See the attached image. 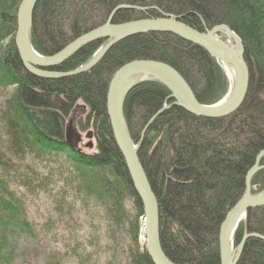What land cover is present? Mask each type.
Returning a JSON list of instances; mask_svg holds the SVG:
<instances>
[{
    "label": "trees",
    "instance_id": "1",
    "mask_svg": "<svg viewBox=\"0 0 264 264\" xmlns=\"http://www.w3.org/2000/svg\"><path fill=\"white\" fill-rule=\"evenodd\" d=\"M20 1L0 0V89H8L0 111L7 137L6 152L0 156V250L10 241L13 227L37 236L23 215L11 177H6L17 173L18 185L28 193L52 198L54 214L67 225L63 233L54 234L58 246L47 253L49 264H115L120 255L122 264H154L141 238L142 201L107 114L110 80L129 61L158 60L176 68L201 103L212 104L228 89L222 67L200 45L170 32H147L115 43L89 71L41 77L24 66L15 44ZM123 4L147 9H119L114 23L169 13L202 32L226 24L243 42L250 82L234 113L218 118L197 116L176 105L170 89L156 81L133 86L123 107L135 142L145 129L139 157L159 203L163 250L175 264H220V226L244 195L246 174L264 150V0H38L32 45L42 55H53L104 24L111 11ZM103 43L100 39L83 46L50 70L78 68ZM79 104L88 113L77 124L81 130L94 129L87 135L96 138L94 152L70 146L66 140L70 115ZM165 105L168 108L158 113ZM37 160L46 165L38 168ZM251 184L259 186L253 193L264 189V168L254 174ZM127 200L132 202V211ZM78 206L89 211L100 207L108 225L130 234L129 249L119 254L116 246L111 257H102L100 239L81 242L72 227ZM50 216L40 230L49 231L57 223ZM247 233L260 236L245 240L237 264H264V206L248 210L235 231L234 245Z\"/></svg>",
    "mask_w": 264,
    "mask_h": 264
},
{
    "label": "water",
    "instance_id": "2",
    "mask_svg": "<svg viewBox=\"0 0 264 264\" xmlns=\"http://www.w3.org/2000/svg\"><path fill=\"white\" fill-rule=\"evenodd\" d=\"M38 0H21L17 9V30L15 44L24 66L33 74L45 78H61L77 75L89 71L118 41L140 33L170 32L180 38L200 45L214 57L219 65L231 63L234 65L237 81L228 102L221 104V99L212 104L201 103L193 89L182 74L168 63L152 59H136L122 65L113 75L107 92L106 108L110 121L113 138L122 153L127 169L140 196L144 210L143 232L146 250L154 264H175L165 253L160 241V210L157 197L152 189L147 173L139 157V149L145 129L139 142H135L129 132L125 116L124 101L129 90L136 84L144 81H156L166 85L175 98V104L182 106L189 112L210 118L228 116L242 105L250 82V69L244 56V46L241 38L226 24L215 25L207 31H200L179 20L169 13H161L159 17L140 18L121 23H114L113 17L119 9H133L145 11L147 8L135 5H119L115 7L107 21L80 35L53 55H42L37 52L31 40L33 13ZM231 36L238 44L237 49L231 47L228 39L221 38V31ZM104 39L101 50L81 65L71 71H54L55 67L69 59L86 44ZM222 67V66H221ZM135 77L131 79V77ZM168 108L165 105L158 113ZM74 118H70L66 128V140L70 146L76 147L81 140V134L75 127ZM153 119L150 120L152 122ZM264 150L256 157L254 165L246 174V189L244 195L233 205L223 220L219 231L220 264H237L245 240L258 234H245L241 242L235 246L233 255L231 246L234 244V235L239 223L246 219L250 208L264 206V191L253 193L251 180L254 174L264 168L261 159ZM263 239L264 237L261 236Z\"/></svg>",
    "mask_w": 264,
    "mask_h": 264
},
{
    "label": "rangeland",
    "instance_id": "3",
    "mask_svg": "<svg viewBox=\"0 0 264 264\" xmlns=\"http://www.w3.org/2000/svg\"><path fill=\"white\" fill-rule=\"evenodd\" d=\"M7 93L8 89H0V111ZM87 113L86 107L83 104H79L70 115V118L75 119V127L81 133V140L77 146L86 152H94L96 150V138L87 137L89 131L94 133V129L88 128L81 130L77 124L79 119L85 117ZM6 148L7 137L3 126L0 124V156L6 152ZM1 158H3V155ZM35 162L34 164L38 168L46 165V162L42 163V161L39 160ZM50 166L52 165L50 164ZM23 170L26 171V169ZM46 171H49V168H47ZM19 172H22V170ZM6 177H11L13 182L12 185L17 191L16 195L22 201L23 215L35 227L37 236L34 237L26 233L23 228L18 226L11 228L10 241L0 250V264H49L46 255L50 250L58 246L54 234L63 233L67 225L58 221L59 217L56 216L53 211L52 198L47 194L32 195L28 193L23 187L18 185L19 177L17 173H12ZM262 191H264V189ZM126 204L128 209L132 211V202L127 200ZM78 208H80V211L75 216L74 220L76 223L73 224L72 227L81 242H96L100 239V243L104 246L103 252L100 253L102 257H105L104 255H110L111 257L114 254L116 246L118 247L115 252L119 254L123 253L122 251H125L124 249H129L131 241L130 234L126 233V231L121 228L110 226V224L108 225L100 207L94 206L91 211L83 210L81 206H78ZM50 215H54V220H56L57 223L51 224V227L48 228L49 231H47V229H45L46 231L43 229L40 230L41 224L47 221ZM116 236L118 239L120 238L119 242H116ZM89 249L95 250L94 247H90ZM122 262V255H120L119 260H117L115 264H122Z\"/></svg>",
    "mask_w": 264,
    "mask_h": 264
},
{
    "label": "bare ground",
    "instance_id": "4",
    "mask_svg": "<svg viewBox=\"0 0 264 264\" xmlns=\"http://www.w3.org/2000/svg\"><path fill=\"white\" fill-rule=\"evenodd\" d=\"M221 38L222 39H228V42H229V44L231 45V47L232 48H234V49H237V47H238V44L236 43V41L231 37V36H228V35H226V32H225V30H222L221 31ZM91 43V42H90ZM89 44V43H88ZM87 45V44H86ZM101 47H102V45L95 51V53L94 54H96L97 52H99V50H101ZM80 50V49H79ZM94 54L87 60V61H89L93 56H94ZM86 61V62H87ZM85 62V63H86ZM85 63H83V64H85ZM82 64V65H83ZM221 66H222V69H223V71H224V73H225V75H226V77H227V80H228V83H229V85H228V89H227V92L225 93V95L223 96V98L221 99V104H224V103H226V102H228V100L231 98V96H232V93H233V91H234V88H235V85H236V81H237V74H236V70H235V67H234V65L233 64H231V63H222L221 62ZM80 67V66H79ZM78 67V68H79ZM77 69V68H76ZM131 79H134V80H132V81H135L136 79H135V77H131L130 78V82H132L131 81ZM111 81V80H110ZM109 87V86H108ZM108 92V91H107ZM141 140V139H140ZM139 140V141H140ZM138 141V142H139ZM137 143V142H136ZM141 238L145 241V236H144V232H143V228H142V235H141ZM231 251H232V253H233V255H235L236 254V249H235V245L233 244V246H231Z\"/></svg>",
    "mask_w": 264,
    "mask_h": 264
}]
</instances>
